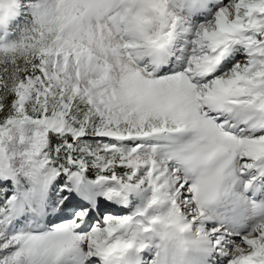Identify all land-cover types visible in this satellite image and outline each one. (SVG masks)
<instances>
[{
	"label": "snow or ice",
	"instance_id": "6c2138e0",
	"mask_svg": "<svg viewBox=\"0 0 264 264\" xmlns=\"http://www.w3.org/2000/svg\"><path fill=\"white\" fill-rule=\"evenodd\" d=\"M143 262L264 264V0H0V264Z\"/></svg>",
	"mask_w": 264,
	"mask_h": 264
},
{
	"label": "rangeland",
	"instance_id": "374dc122",
	"mask_svg": "<svg viewBox=\"0 0 264 264\" xmlns=\"http://www.w3.org/2000/svg\"><path fill=\"white\" fill-rule=\"evenodd\" d=\"M147 195H148V193L145 192V193H143V194H141V195H139V196H133V197H132V200L135 202V204H133V205L135 206V208L130 207V203H129V206H128L129 211H128L127 214L134 213V212H136L138 209H140V208L144 205V203L146 202ZM130 200H131V199H130ZM145 264H146V263H145Z\"/></svg>",
	"mask_w": 264,
	"mask_h": 264
},
{
	"label": "bare ground",
	"instance_id": "6f19581e",
	"mask_svg": "<svg viewBox=\"0 0 264 264\" xmlns=\"http://www.w3.org/2000/svg\"><path fill=\"white\" fill-rule=\"evenodd\" d=\"M147 196H148V195H147ZM133 206H134V205H133ZM143 206H144V205H143ZM143 206H142V207H143ZM142 207H141V208H142ZM144 263H146V262H143V264H144Z\"/></svg>",
	"mask_w": 264,
	"mask_h": 264
}]
</instances>
